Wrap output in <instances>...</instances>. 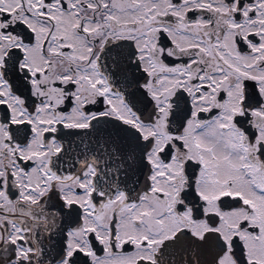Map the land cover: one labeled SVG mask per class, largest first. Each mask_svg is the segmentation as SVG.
<instances>
[{
  "label": "snow or ice",
  "instance_id": "1",
  "mask_svg": "<svg viewBox=\"0 0 264 264\" xmlns=\"http://www.w3.org/2000/svg\"><path fill=\"white\" fill-rule=\"evenodd\" d=\"M0 264H264V0H0Z\"/></svg>",
  "mask_w": 264,
  "mask_h": 264
}]
</instances>
